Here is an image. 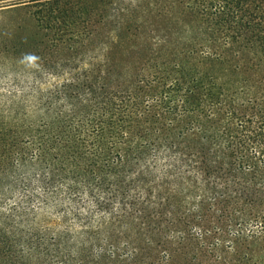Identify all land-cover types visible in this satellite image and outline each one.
<instances>
[{
  "label": "trees",
  "instance_id": "trees-1",
  "mask_svg": "<svg viewBox=\"0 0 264 264\" xmlns=\"http://www.w3.org/2000/svg\"><path fill=\"white\" fill-rule=\"evenodd\" d=\"M30 2L42 42L75 5ZM177 3L187 35L160 53L163 66H110L100 79L92 72L61 85L68 96L34 99L57 111L21 129L0 128V210L19 231L20 239L5 241L20 248L18 264H130L136 239L113 235L129 230L161 248L195 192L236 221L240 235L264 243V0ZM188 46L213 59L178 52ZM257 77L262 88L251 89ZM259 92L263 102L254 99ZM246 173L260 176L262 191ZM46 209L51 219L39 217ZM138 219L149 231L135 229Z\"/></svg>",
  "mask_w": 264,
  "mask_h": 264
},
{
  "label": "rangeland",
  "instance_id": "rangeland-1",
  "mask_svg": "<svg viewBox=\"0 0 264 264\" xmlns=\"http://www.w3.org/2000/svg\"><path fill=\"white\" fill-rule=\"evenodd\" d=\"M30 1L0 0V128L21 129L26 122H37L57 111L58 105L45 102L38 109L34 99L46 101L59 93L68 96L70 93L64 92L63 87L78 78L90 79L92 72L100 79L110 66H163L160 55L174 51L183 41L181 37L187 35L176 8L178 0H72L75 5L64 23L58 25L57 35L42 42L46 32L35 20V4ZM52 31L55 33V29ZM190 49H198L194 60L213 59L211 52L194 46L178 52ZM55 64L69 69L57 74L43 72ZM34 82L36 88L30 91ZM261 83L263 79L257 77L250 88H262ZM261 95L262 92L257 93L254 99L263 102ZM64 108L58 110L67 111L68 107ZM243 176L247 183L262 191L260 176L256 179L250 173ZM188 202L192 204H184L175 212L178 226L172 228L167 242L165 237L161 239L164 242L161 248L148 245L144 236L129 230L113 235L117 239L132 235L136 239L134 249L128 251L130 264H264L263 239L254 240L252 232L240 235L236 221L227 220L215 201L214 204L206 201L200 192H195ZM6 213L5 209L0 210V261L18 264L22 257L20 248L8 247L5 241L20 239V234L5 219ZM39 217L51 219V211L46 209ZM134 225L135 229L138 225L142 227L141 233L149 231L140 219ZM109 252L112 253L107 250L105 254L112 258ZM50 262L61 264L54 258ZM26 263L43 264L30 260Z\"/></svg>",
  "mask_w": 264,
  "mask_h": 264
}]
</instances>
